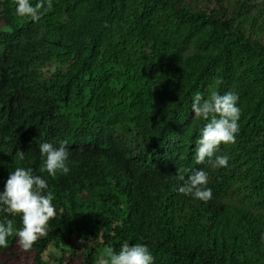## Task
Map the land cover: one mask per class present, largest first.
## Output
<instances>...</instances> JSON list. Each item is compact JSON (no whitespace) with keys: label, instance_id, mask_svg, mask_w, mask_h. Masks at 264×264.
<instances>
[{"label":"trees","instance_id":"obj_1","mask_svg":"<svg viewBox=\"0 0 264 264\" xmlns=\"http://www.w3.org/2000/svg\"><path fill=\"white\" fill-rule=\"evenodd\" d=\"M210 90L239 96L226 168L194 161ZM43 142H67V175L39 171ZM16 167L47 179L56 216L0 264H101L124 242L155 264H264V0H53L37 22L0 0V191ZM199 168L207 203L178 192Z\"/></svg>","mask_w":264,"mask_h":264},{"label":"clouds","instance_id":"obj_2","mask_svg":"<svg viewBox=\"0 0 264 264\" xmlns=\"http://www.w3.org/2000/svg\"><path fill=\"white\" fill-rule=\"evenodd\" d=\"M14 4L18 17H26L33 22L39 21L43 12L53 9V0H36L35 4L32 0H14ZM238 102L239 96L234 91L220 94L210 90L207 95L200 92L194 94L191 103L194 119L206 122L196 140L194 161L197 165L228 167L229 157L218 153L222 144L236 142L241 112ZM38 147L42 160L41 173L55 178L58 173L67 175L70 172L71 151L67 142H61L58 146L43 142ZM16 155L23 160L25 154L17 152ZM175 178L180 182V194L204 203L212 199V189L208 186L209 174L204 168L190 170L187 175L185 170L178 169ZM54 200V193L49 190L43 175H36L31 168L24 167L10 171L0 191V213L19 215L22 226L15 228L11 220L0 222V249L8 247L10 238H16L23 251H32L36 243L47 236L50 221L56 216ZM102 264H155V258L145 244L124 242L118 252L109 250Z\"/></svg>","mask_w":264,"mask_h":264},{"label":"rangeland","instance_id":"obj_3","mask_svg":"<svg viewBox=\"0 0 264 264\" xmlns=\"http://www.w3.org/2000/svg\"><path fill=\"white\" fill-rule=\"evenodd\" d=\"M105 258L102 256V258L100 259L101 261H103ZM102 264V263H101Z\"/></svg>","mask_w":264,"mask_h":264}]
</instances>
